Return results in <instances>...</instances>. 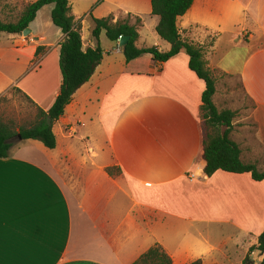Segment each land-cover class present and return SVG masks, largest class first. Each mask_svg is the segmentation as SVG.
<instances>
[{
	"label": "crops",
	"instance_id": "obj_1",
	"mask_svg": "<svg viewBox=\"0 0 264 264\" xmlns=\"http://www.w3.org/2000/svg\"><path fill=\"white\" fill-rule=\"evenodd\" d=\"M70 5L84 49L98 45L94 18L110 14L115 22L128 14L142 18L139 47L171 48L156 31L160 18L152 14V0ZM45 7L30 35L0 32V99L18 87L48 110L62 84L56 65L65 34L53 43L37 30ZM178 26L183 37L205 47L211 70L240 79L255 105V134L247 126L232 130L251 157L249 141L264 140V0H194ZM112 42L55 122L56 148L22 140L0 158V264H132L155 243L173 264H242L248 255L260 264L264 254L250 248L264 231V181L223 170L204 176L206 85L188 54L127 61ZM38 46L45 48L37 57ZM108 167L121 172L111 176Z\"/></svg>",
	"mask_w": 264,
	"mask_h": 264
},
{
	"label": "trees",
	"instance_id": "obj_2",
	"mask_svg": "<svg viewBox=\"0 0 264 264\" xmlns=\"http://www.w3.org/2000/svg\"><path fill=\"white\" fill-rule=\"evenodd\" d=\"M194 0H152V14L159 16L160 21L156 27L159 36L170 43L168 51H161L157 46L139 47L137 41L140 37L139 28L143 25L141 17L128 14L118 21L110 14L103 18H94L92 37L98 41L95 48L84 49L82 26L72 15L70 0H35L25 5L21 16L15 22H5L0 18V32L10 34L22 33L36 19L38 12L47 5H54L52 21L59 27L65 38L60 45V70L62 84L60 92L53 105L44 110L38 106L31 97L18 87L12 89L26 97L37 108L35 119L30 123L18 124L14 119L0 116V158L11 156V149L16 142L11 140L21 136L22 140H39L47 148L57 146V137L54 124L66 112L76 91L87 83L104 58V50L99 44L103 31L114 42H119L121 35H129V42L123 47L127 61H131L144 54H151L154 62H166L185 51L189 56V66L197 76L205 82L206 88L202 94L201 116L204 121V152L203 174L210 178L218 170L230 173H250L255 181H264V169L259 168L255 161L247 160L240 144L232 135V121L236 112L230 109L219 110L214 102L217 92V77L205 60V47L182 36L178 19L192 6ZM45 46H38V57ZM6 97L0 99V103ZM111 176H118L121 170L118 167H108ZM258 250L264 254V231L258 237V245L252 246L250 252ZM132 264H173L171 255L160 244L155 243L146 250ZM189 264H203L201 259ZM242 264H252L248 255ZM260 264H264V259Z\"/></svg>",
	"mask_w": 264,
	"mask_h": 264
},
{
	"label": "rangeland",
	"instance_id": "obj_3",
	"mask_svg": "<svg viewBox=\"0 0 264 264\" xmlns=\"http://www.w3.org/2000/svg\"><path fill=\"white\" fill-rule=\"evenodd\" d=\"M32 1L33 0H0V18L5 22L17 21L21 16L25 5ZM81 5L83 4L81 3ZM51 8H54V6L48 5L42 10L37 20V23H39V28L37 30L44 32L48 42L55 43L59 40L62 30L53 23ZM147 30L150 31L151 29L148 28ZM109 45H113V42L104 34L102 47L108 48ZM39 70L40 65L36 67L32 73H35ZM56 72L58 75L57 85L59 86V79H61L62 77L59 63L58 65H56ZM215 74L217 77V94L215 103L218 106L219 110L230 109L236 112V117L234 118L233 122L237 120L241 122L233 125L234 130H238L242 126H247L249 131L255 134L256 129L258 128V125L255 122L254 118L256 107L253 102L245 95L240 79L237 76L226 75L220 71H217ZM4 97H6V99L0 103L1 117L6 119H14L18 124L30 123L35 119V116L37 114L36 106L33 105L32 102H30L22 94H14V92L11 90L10 94ZM54 127L56 133L59 135V125L54 124ZM37 142L41 145H44L41 141ZM249 143L254 150L249 151L251 153V157H246V159L257 162L259 164V168L263 170L264 140L263 142L258 141L256 143L253 140H250ZM233 204V216L239 217V214L235 212V203ZM259 210L263 212L264 215V208H260Z\"/></svg>",
	"mask_w": 264,
	"mask_h": 264
},
{
	"label": "water",
	"instance_id": "obj_4",
	"mask_svg": "<svg viewBox=\"0 0 264 264\" xmlns=\"http://www.w3.org/2000/svg\"><path fill=\"white\" fill-rule=\"evenodd\" d=\"M32 33V28L31 27H28L26 28L22 34L25 35V36H28ZM129 39H130V36L129 35H121L120 36V39H119V46L120 47H124L128 42H129ZM21 136L18 135L16 136L15 138H13L11 141L12 142H18V141H21Z\"/></svg>",
	"mask_w": 264,
	"mask_h": 264
},
{
	"label": "built area",
	"instance_id": "obj_5",
	"mask_svg": "<svg viewBox=\"0 0 264 264\" xmlns=\"http://www.w3.org/2000/svg\"><path fill=\"white\" fill-rule=\"evenodd\" d=\"M37 66V65H36Z\"/></svg>",
	"mask_w": 264,
	"mask_h": 264
}]
</instances>
